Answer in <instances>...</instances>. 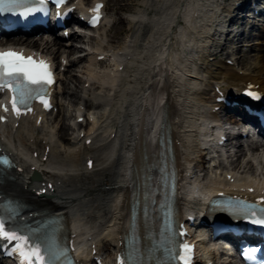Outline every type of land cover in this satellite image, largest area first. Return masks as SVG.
<instances>
[{
	"label": "bare ground",
	"instance_id": "obj_1",
	"mask_svg": "<svg viewBox=\"0 0 264 264\" xmlns=\"http://www.w3.org/2000/svg\"><path fill=\"white\" fill-rule=\"evenodd\" d=\"M131 9L133 13L127 16V26L122 21L126 19L123 14L116 28V33H124L121 41H115L114 35L112 39L106 35L103 41L99 30L101 39L93 46V51L82 60L68 64L75 66L61 75L59 88L62 87L64 102L56 101L55 117L49 114L42 125L32 124L29 131L25 123L16 130L0 128V149L23 169L19 173L13 170L0 175L3 194L22 201L28 194L23 188L32 189L28 182L30 168H46L41 181H60L62 189L44 200L60 211L62 215L58 216L67 222L70 235L76 234L82 251L89 239L98 240L100 255H107L106 251L111 248L118 250V243L127 233L125 218L129 203L140 202L147 193L141 184L158 181L160 149L153 142L160 136L163 144H167V139L172 141L177 171L180 170L178 211L202 208L198 202L204 181L200 179L199 168H202V156L208 154L210 144L203 110L206 106L209 109L214 106L207 92L209 84L210 87L217 84L224 93L234 95L246 82L264 90V45L257 46V42L250 45V50L257 53L252 54L253 58L246 54L234 59L236 64L242 59L237 67L224 63L230 57L208 61L206 52L210 49L206 41L209 31L216 30V18L220 16L216 0H137ZM197 12L199 16L195 20ZM259 39L264 41V35L259 33ZM220 47L214 46L213 56L228 55L223 48L218 51ZM99 51L110 58L106 60L111 64L103 70H96L101 65L96 60ZM200 54L207 56L203 59ZM196 56H199V65L191 62ZM72 104L80 114L77 116L84 120L86 117L81 113L89 109L94 111V124L82 138L74 130L76 124L71 122L69 107ZM110 127H116L115 138H110ZM71 128L75 135L71 134L68 139ZM98 131L95 143L84 146V141L93 139ZM42 142L49 147L47 163L32 160L25 153L26 150L38 153ZM77 149L83 156L88 154L95 159L97 164L92 172L74 169L85 162L84 157L81 162L71 156ZM250 150L252 155L247 160L242 146L238 145L235 159L227 165L235 172L233 186L238 189L253 187L246 181L261 180L258 171L254 173L253 164L264 165V142ZM44 151L43 148L39 154L44 156ZM192 171L195 182L188 180ZM207 183V187L212 188L224 185L225 181L221 182L218 176V180L211 178ZM40 210L46 212L42 205ZM145 220L148 228L144 231L155 240L158 233L153 226L156 219L152 210L147 212ZM151 252L158 255L152 247Z\"/></svg>",
	"mask_w": 264,
	"mask_h": 264
},
{
	"label": "snow or ice",
	"instance_id": "obj_2",
	"mask_svg": "<svg viewBox=\"0 0 264 264\" xmlns=\"http://www.w3.org/2000/svg\"><path fill=\"white\" fill-rule=\"evenodd\" d=\"M22 2L23 0H0V11L5 10L4 5L15 6ZM36 2L43 4V0H36ZM56 2L60 3L62 0H56ZM24 15H27V12ZM52 82L53 78L44 61L37 63L31 56L25 57L22 53L11 49L0 50V90L7 89L12 93L10 102L14 113L19 114L18 106L27 107L37 97L44 107L48 108L49 104L43 98L46 94L44 87ZM4 110L7 111L6 108ZM89 166H91V162H89ZM253 222L264 224V216ZM0 240L15 242L11 254L17 256L19 264H44L45 259H50L42 254V251H47V249L42 250L40 244L30 243L29 237L7 229L2 222H0ZM184 250L187 251L186 246ZM184 264H187L186 260Z\"/></svg>",
	"mask_w": 264,
	"mask_h": 264
},
{
	"label": "rangeland",
	"instance_id": "obj_3",
	"mask_svg": "<svg viewBox=\"0 0 264 264\" xmlns=\"http://www.w3.org/2000/svg\"><path fill=\"white\" fill-rule=\"evenodd\" d=\"M135 1H137V0H135ZM138 1H140V0H138ZM250 58H253V57H250Z\"/></svg>",
	"mask_w": 264,
	"mask_h": 264
}]
</instances>
